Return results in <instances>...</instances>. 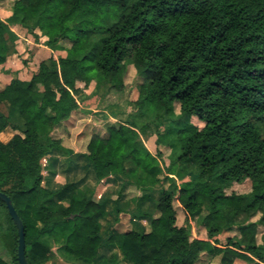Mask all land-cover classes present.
<instances>
[{"label": "trees", "instance_id": "1", "mask_svg": "<svg viewBox=\"0 0 264 264\" xmlns=\"http://www.w3.org/2000/svg\"><path fill=\"white\" fill-rule=\"evenodd\" d=\"M6 5L0 65L17 53L16 27L63 53L30 80L0 86V104L10 105L9 115L0 111V133L23 134L0 141V192L24 224L29 264L47 263L53 247L69 264H205L221 255L228 264H264V0H0ZM131 66L141 79L133 111L103 133L81 135L78 155L97 181L127 178L117 204L131 188L141 193L133 199L156 189L160 196L152 213L117 205L112 222L79 183L45 186L42 161L65 149L56 130L75 112L94 115L80 96L93 81L108 86L98 112L118 106L104 103L124 92ZM153 136L156 153L145 146ZM245 181L249 193H227ZM125 216L131 228L120 231ZM146 216L150 232L136 230L134 219ZM0 247L9 257L0 264H20L18 229L1 200Z\"/></svg>", "mask_w": 264, "mask_h": 264}, {"label": "crops", "instance_id": "2", "mask_svg": "<svg viewBox=\"0 0 264 264\" xmlns=\"http://www.w3.org/2000/svg\"><path fill=\"white\" fill-rule=\"evenodd\" d=\"M12 15L10 6L0 7V18L7 20ZM14 31L19 36V40L16 44L17 53L9 56L4 64L0 65V86L9 84L14 79L21 81H28L39 70L40 64L48 60L51 57L57 58V56L63 55V53L54 51L45 45L47 38L35 37L28 32L27 29ZM40 35V32H36ZM81 109H83L81 105ZM0 111L4 114H10V105L6 102L0 104ZM85 111V110H84ZM100 115H95V118L102 119L103 122H115L117 119L111 116L112 111L102 110L99 111ZM85 115L81 112H75L71 119L65 122L59 129L56 130L57 134H61L63 140L64 150L60 152H53L44 157L42 161L44 185L51 190H58L68 183H79V191L89 192L94 195L95 201L100 204H104L108 213L107 217L110 221L115 220V215L112 214L114 208L118 205L120 209L127 210L130 214H134L135 210L143 213H152L154 210V203L159 198V190L156 189L152 197L133 199V197H140L141 193L131 188L127 191V198L121 203L117 204L112 199L113 195L119 193L123 184L127 181L126 177L111 176L102 181H97L91 169V165L84 158L78 154L84 153L82 144L84 142V136L81 137L83 131L87 127L84 123ZM109 118V120L105 121ZM98 120H101V119ZM66 134V136L63 135ZM15 135H21L20 130H15L12 127H8L2 133H0V141L4 144L9 143ZM70 135V136H68ZM157 137L150 138V142L155 146ZM151 152L152 149H150ZM130 192H136V195L129 196ZM134 228L138 231L150 232V220L149 217H143L142 219H134ZM103 252V250H102ZM101 252V254H102Z\"/></svg>", "mask_w": 264, "mask_h": 264}, {"label": "rangeland", "instance_id": "3", "mask_svg": "<svg viewBox=\"0 0 264 264\" xmlns=\"http://www.w3.org/2000/svg\"><path fill=\"white\" fill-rule=\"evenodd\" d=\"M9 6V5H8ZM65 46H69L68 42H64ZM58 58V56H57ZM141 83V79L137 76L136 70L134 69L133 66H131L128 70L127 76H126V89L122 93H112L110 94L106 100H105V105L106 104H115L118 106L115 107H110L105 110L112 111L111 116L115 117L116 119H127L128 115L133 111L132 107L127 108L128 102L129 101H135L138 96V89L136 86H138ZM108 91V86L107 85H98V82L93 81L90 87L82 94L81 96V105L85 111H92L94 115H86L85 117V124L87 127L83 131L84 136L92 135L95 133H103L106 131L107 127L109 124L113 123L112 121L109 123L103 122L102 119L98 120L99 118H95V115H100L101 113L98 112V105L99 101L101 98L107 93ZM127 108V109H126ZM176 112L179 113V107L176 106ZM95 116V117H94ZM108 119V117H107ZM106 121V120H105ZM116 122V121H115ZM193 122L196 125H199L202 127V124L197 120L193 119ZM169 122L165 121L162 123V128L161 131L163 133L167 132L169 129ZM58 133V132H56ZM65 134V133H63ZM61 136V134H58ZM147 139L145 141V146L150 150L152 149L153 153H156L155 146ZM162 154H163V160L166 164V166H169L170 160H169V155H170V150L168 148L162 147ZM251 191V182L250 181H245L243 184H234L233 187L227 191L228 194H231L232 192L238 193V194H244V193H249ZM136 192H130L129 196L136 195ZM117 194L112 196V199H116ZM176 208H177V213H178V218L180 223L183 222V214L181 212V208L177 206L176 203ZM259 217H256L253 219V221H256ZM131 228V223L129 220V217L125 216L122 217L121 224L118 226V229L120 231H126ZM200 228V227H199ZM196 226V235L200 236L201 235V230ZM234 233H231L230 236H234ZM264 235V226H262L259 230V241H261V237ZM229 234H226L221 237V241L225 243L227 237ZM0 256L4 259H9L8 254L5 252V250L0 247ZM227 258L224 257L223 255L217 256L214 259H209V258H204V263L205 264H228L226 260ZM233 263V262H232ZM45 264H69L62 256V253L60 250H58L56 247H53V249L49 253V259L48 262ZM234 264H247L243 261H236Z\"/></svg>", "mask_w": 264, "mask_h": 264}, {"label": "water", "instance_id": "4", "mask_svg": "<svg viewBox=\"0 0 264 264\" xmlns=\"http://www.w3.org/2000/svg\"><path fill=\"white\" fill-rule=\"evenodd\" d=\"M0 200L3 201L8 208L15 225L17 226L19 233V247H18V261L20 264H29L26 257V241H25V228L24 224L18 215L11 198L5 193L0 192Z\"/></svg>", "mask_w": 264, "mask_h": 264}]
</instances>
